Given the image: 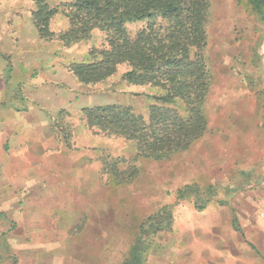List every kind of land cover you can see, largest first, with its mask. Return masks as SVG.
<instances>
[{
    "label": "rangeland",
    "instance_id": "obj_1",
    "mask_svg": "<svg viewBox=\"0 0 264 264\" xmlns=\"http://www.w3.org/2000/svg\"><path fill=\"white\" fill-rule=\"evenodd\" d=\"M34 1L0 0V264H264V21L248 0H211L206 132L136 161L133 142L90 130L81 108L144 112L148 99L79 83L64 65L99 36L40 39ZM122 159L130 182L103 164Z\"/></svg>",
    "mask_w": 264,
    "mask_h": 264
},
{
    "label": "trees",
    "instance_id": "obj_2",
    "mask_svg": "<svg viewBox=\"0 0 264 264\" xmlns=\"http://www.w3.org/2000/svg\"><path fill=\"white\" fill-rule=\"evenodd\" d=\"M248 2L264 21V0ZM210 6L211 0H35L30 19L40 39L58 40L64 47L99 36L82 60L64 67L79 83L109 84L111 93L128 88L148 103L144 112L124 103L83 107L84 124L95 133L133 142V161L164 160L186 150L207 129ZM57 13L67 23L55 32L50 24ZM135 22L140 24L132 28ZM122 160L103 164L111 166L118 183L130 182L136 165ZM121 162L123 169L117 167Z\"/></svg>",
    "mask_w": 264,
    "mask_h": 264
},
{
    "label": "crops",
    "instance_id": "obj_3",
    "mask_svg": "<svg viewBox=\"0 0 264 264\" xmlns=\"http://www.w3.org/2000/svg\"><path fill=\"white\" fill-rule=\"evenodd\" d=\"M14 110H16V111H20V110H18V109H14ZM1 222H2V221H0V223H1ZM1 228H2V227H1V224H0V230H1Z\"/></svg>",
    "mask_w": 264,
    "mask_h": 264
}]
</instances>
